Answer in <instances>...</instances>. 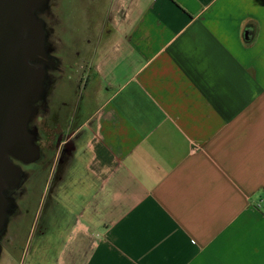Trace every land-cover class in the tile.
<instances>
[{
  "label": "crops",
  "instance_id": "0c3cea01",
  "mask_svg": "<svg viewBox=\"0 0 264 264\" xmlns=\"http://www.w3.org/2000/svg\"><path fill=\"white\" fill-rule=\"evenodd\" d=\"M101 1L97 106L0 264H264V0Z\"/></svg>",
  "mask_w": 264,
  "mask_h": 264
},
{
  "label": "rangeland",
  "instance_id": "374dc122",
  "mask_svg": "<svg viewBox=\"0 0 264 264\" xmlns=\"http://www.w3.org/2000/svg\"><path fill=\"white\" fill-rule=\"evenodd\" d=\"M109 4L110 1L101 0H48L46 10L49 7V18L45 17L43 19L37 15L38 19L43 22V56H53V54L58 56L59 59H54L55 66H60L63 71L54 74V76H61L60 82L58 81L57 85L51 84L47 76L46 67L34 62L35 65H38L45 71L44 91L41 99L38 101L42 106L39 107L38 102L35 104L37 110L35 117H37L38 121H34L38 126H43L44 124H40V121L44 119L46 120V125H48V127L46 125L42 127L43 134L45 135L43 137L44 140L42 142L37 141L40 158L43 157V161L46 157L47 159L51 158L56 142V133L61 128L59 122L62 120L63 114L66 113L68 115L70 112L72 115L78 114L77 122L72 125L76 127L97 106L94 98L87 99V97H84V90L89 85V80L93 76L94 56L98 53V49L102 44L103 31L108 26L105 11L109 8ZM53 48L56 49L55 52ZM102 99L99 97L100 103H102ZM46 105H48V110L46 109ZM87 109L89 112L85 115ZM34 133L38 135L39 131ZM23 167H21V185H24V188H28L29 186L31 189L33 183H31V180L28 182L25 176V172L29 173V171ZM38 167L41 166L38 165ZM47 174L48 172L46 171L40 178L36 175L32 177L35 186H39L37 202L44 191ZM35 177L39 179L38 184L35 182ZM35 186L29 194H32L33 191L36 196ZM5 198L8 205L7 223L5 230L0 234V257L6 253L5 251L15 255L20 254V249L25 246L24 244L27 241L28 225L30 222V219H25L27 220L25 232L19 229V227L17 229L14 223L18 220L15 219L16 213L14 212H17V207H20V204L8 195H5ZM28 199H31V196ZM32 206H35V204L30 202L24 204L22 207L26 212L30 211Z\"/></svg>",
  "mask_w": 264,
  "mask_h": 264
},
{
  "label": "water",
  "instance_id": "95a60500",
  "mask_svg": "<svg viewBox=\"0 0 264 264\" xmlns=\"http://www.w3.org/2000/svg\"><path fill=\"white\" fill-rule=\"evenodd\" d=\"M48 0H0V234L6 228L8 191L21 185L22 170L13 160L40 159L30 124L44 91L45 71L35 65L44 55L43 22Z\"/></svg>",
  "mask_w": 264,
  "mask_h": 264
},
{
  "label": "flooded vegetation",
  "instance_id": "af4514ba",
  "mask_svg": "<svg viewBox=\"0 0 264 264\" xmlns=\"http://www.w3.org/2000/svg\"><path fill=\"white\" fill-rule=\"evenodd\" d=\"M55 1H57V0H55ZM49 14H50V10H49V7H48V9L45 10V12L39 13L38 16L43 18V19L45 17L48 19L49 18ZM51 16H53V15H51ZM53 50L55 52L56 49L53 48ZM77 54H79V52H77ZM57 58L59 59V57L55 56L54 54H53V56L46 55V56L39 57V60L37 61V63H39L41 65H44L46 67L47 76L49 77V80H50L51 84L54 83L56 85L58 84L59 79H61V76L60 75L59 76H54V74L63 72L60 66L59 67L57 65L55 66L54 59L57 60ZM63 58H65V57H63ZM38 104L37 105L39 107L42 106L41 103L38 102ZM47 107H48V105H46V109L48 110ZM78 117L79 116L76 113L73 114V115H72L71 112L68 115H66V113L63 114L62 120L59 122L61 128L58 130V133H56V141L58 143H61L63 140H66L68 138V136L72 132V130H71V128L69 126L72 125V124L74 125L77 122ZM34 121L35 122L38 121L37 117H35L34 120L32 121V123L30 124V128H31V130L33 132L39 131V133L37 135V139H38L37 141L38 142H42L44 140L43 137L45 136L43 134L42 127L46 125V120L43 119V120L40 121V124H44L43 126L42 125L38 126L37 124H35ZM46 126L48 127V125H46ZM13 162L16 165H19L20 167L24 166L23 168H26L29 171V173L25 172V176H26V179H27L28 182L31 180V183H33L31 185V189H32L35 186V183L32 180V177H34L36 175L37 177L40 178L44 174V172H46L48 170L49 163L51 162V159H47V157H46L44 159V161H43V157H41L38 162L29 164V165L22 164L21 162H19L17 160H13ZM38 165L41 166V167H38ZM37 177H35V178L37 179ZM36 179H35V182L37 183L39 181V179H37V180ZM23 186L24 185H21L17 189L8 191L6 193V195H8L12 199H15L16 201L19 202L20 207L18 206L17 207L18 208L17 212H14V213H16V218L15 219L18 220V221H16L14 224H15L17 229L19 227V229H21L22 231L25 232V229L27 227V224H26L27 220H25V219L29 220L30 217L32 216V214H33V208L32 207L33 206L31 207L30 211H26V212L24 211L25 209H23L22 206L24 204H26V203L28 204L30 202L36 204L37 198H38L37 196H38V192H39L38 191L39 186L38 185L35 186L36 187L35 188V192L37 193L36 196H35V193L33 191H32L33 196H32V194H29V192H31V189L29 188V186H28V188H26V187L24 188ZM30 196H31V199H28V197H30ZM20 219H22V220L20 221Z\"/></svg>",
  "mask_w": 264,
  "mask_h": 264
}]
</instances>
